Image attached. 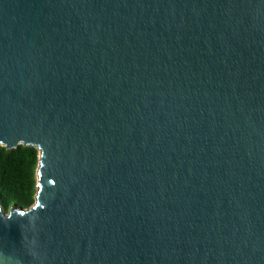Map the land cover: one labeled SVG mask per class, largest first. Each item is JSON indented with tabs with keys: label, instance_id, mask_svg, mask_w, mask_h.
<instances>
[{
	"label": "water",
	"instance_id": "1",
	"mask_svg": "<svg viewBox=\"0 0 264 264\" xmlns=\"http://www.w3.org/2000/svg\"><path fill=\"white\" fill-rule=\"evenodd\" d=\"M19 145L0 264H264V0H0Z\"/></svg>",
	"mask_w": 264,
	"mask_h": 264
},
{
	"label": "trees",
	"instance_id": "2",
	"mask_svg": "<svg viewBox=\"0 0 264 264\" xmlns=\"http://www.w3.org/2000/svg\"><path fill=\"white\" fill-rule=\"evenodd\" d=\"M38 150L19 145L0 146V206L7 213L12 205L28 208L34 202Z\"/></svg>",
	"mask_w": 264,
	"mask_h": 264
},
{
	"label": "rangeland",
	"instance_id": "3",
	"mask_svg": "<svg viewBox=\"0 0 264 264\" xmlns=\"http://www.w3.org/2000/svg\"><path fill=\"white\" fill-rule=\"evenodd\" d=\"M36 180H37V178H36ZM32 204H33V203H32ZM32 204H31V205H32ZM9 209H10V208H9Z\"/></svg>",
	"mask_w": 264,
	"mask_h": 264
}]
</instances>
